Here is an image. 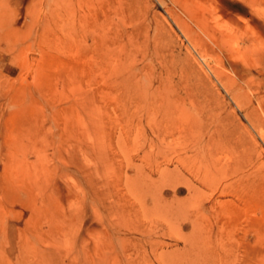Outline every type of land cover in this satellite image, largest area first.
Instances as JSON below:
<instances>
[{
    "label": "rangeland",
    "instance_id": "rangeland-1",
    "mask_svg": "<svg viewBox=\"0 0 264 264\" xmlns=\"http://www.w3.org/2000/svg\"><path fill=\"white\" fill-rule=\"evenodd\" d=\"M143 258L264 264V0H0V264Z\"/></svg>",
    "mask_w": 264,
    "mask_h": 264
},
{
    "label": "bare ground",
    "instance_id": "bare-ground-1",
    "mask_svg": "<svg viewBox=\"0 0 264 264\" xmlns=\"http://www.w3.org/2000/svg\"><path fill=\"white\" fill-rule=\"evenodd\" d=\"M153 254H156V253L154 252ZM143 261L145 262V264H148V261L145 260L144 258H143Z\"/></svg>",
    "mask_w": 264,
    "mask_h": 264
}]
</instances>
